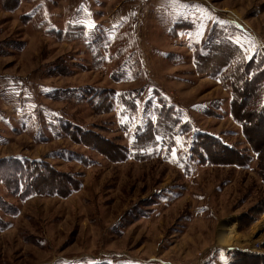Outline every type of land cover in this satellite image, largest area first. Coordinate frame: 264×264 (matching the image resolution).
<instances>
[{"label": "rangeland", "instance_id": "obj_1", "mask_svg": "<svg viewBox=\"0 0 264 264\" xmlns=\"http://www.w3.org/2000/svg\"><path fill=\"white\" fill-rule=\"evenodd\" d=\"M255 35L264 42V0H0V160L48 162L80 183L30 194L0 179V264H264L250 258L264 256L257 155L240 167L191 153L204 132L250 148L232 90L198 66L221 46L264 74ZM92 88L111 91L109 110ZM162 104L192 129L137 155ZM252 130L264 150V125ZM229 220L236 244L221 247Z\"/></svg>", "mask_w": 264, "mask_h": 264}, {"label": "trees", "instance_id": "obj_2", "mask_svg": "<svg viewBox=\"0 0 264 264\" xmlns=\"http://www.w3.org/2000/svg\"><path fill=\"white\" fill-rule=\"evenodd\" d=\"M21 0H1L3 6H7L9 10H13ZM81 26H70L67 30L69 36H72L74 28ZM232 45V44H231ZM238 47L236 45H233ZM221 46H214L212 52L208 55L200 58L199 68L205 71H210L211 74H215L226 82V87H229L231 91V107L230 114L232 118L240 125L241 130L246 137V141L250 148L239 149L232 145L223 142L222 139L211 135L209 133H198L194 137L191 145V153L197 157L202 163H211L217 165H235V166H247L251 160V156L248 153L252 150L257 155L258 160V172L264 180V150L258 147V143L254 142L250 135L256 126L264 125V96L262 95L264 90V74L258 73L250 74V70L247 69V63L245 64L241 57H236L233 53L226 51ZM226 58L223 63H216L217 66L214 69L209 70L206 64H212L216 60L210 59L212 53L216 52ZM217 58V57H216ZM261 60L264 57L260 55ZM204 66V67H203ZM225 67V69H223ZM253 71H258L260 66H255ZM64 68V66H62ZM94 91L96 103L95 108L100 111H107L110 108V95L111 91L92 88ZM76 91L73 93H64L65 96L76 95ZM238 101V102H237ZM158 114V121H151L147 128L143 132L138 133V137L133 145V149L137 155L141 154V151L149 147L150 145L156 146V138L160 135L170 137V140L180 135L181 133H187L192 128L189 123H182L177 117L172 118V109L167 108L165 104H162ZM247 115L245 116L244 114ZM256 140L260 141L258 137ZM174 141V140H173ZM171 141V142H173ZM213 148V150H212ZM247 150V152H245ZM122 149L119 148L115 155L120 156ZM219 153L224 158L222 162L216 163L212 155ZM127 157V150L125 154ZM0 179L6 184L8 188L17 191L20 187L21 192H72L79 186V181L74 178L72 174H63L56 172L54 167L48 162L28 160L24 159L16 160L9 159L8 161L0 160ZM254 218H256L254 216ZM253 218V219H254ZM253 260L264 259V256L260 254L250 255ZM108 264V263H100Z\"/></svg>", "mask_w": 264, "mask_h": 264}, {"label": "bare ground", "instance_id": "obj_3", "mask_svg": "<svg viewBox=\"0 0 264 264\" xmlns=\"http://www.w3.org/2000/svg\"><path fill=\"white\" fill-rule=\"evenodd\" d=\"M231 229L227 230L228 234H226L225 236H222V240H224V243H226L227 245H234L236 244L234 241L236 240L235 238V233H234V225H232V227H230Z\"/></svg>", "mask_w": 264, "mask_h": 264}, {"label": "crops", "instance_id": "obj_4", "mask_svg": "<svg viewBox=\"0 0 264 264\" xmlns=\"http://www.w3.org/2000/svg\"><path fill=\"white\" fill-rule=\"evenodd\" d=\"M230 217V216H229ZM235 220H229V224H224L222 228H220V233H219V240L220 242H222L223 244H219V246L223 247L225 245H227L226 243H224V240H222L221 238V235H223L224 233L225 234H228L226 230L230 229L229 227L232 226V225H235ZM238 242H239V239H238ZM228 246V245H227Z\"/></svg>", "mask_w": 264, "mask_h": 264}, {"label": "built area", "instance_id": "obj_5", "mask_svg": "<svg viewBox=\"0 0 264 264\" xmlns=\"http://www.w3.org/2000/svg\"><path fill=\"white\" fill-rule=\"evenodd\" d=\"M255 38H257L256 35H255ZM256 41L259 44L260 54L262 55V57H264V42H261L260 40H258V38L256 39Z\"/></svg>", "mask_w": 264, "mask_h": 264}, {"label": "snow or ice", "instance_id": "obj_6", "mask_svg": "<svg viewBox=\"0 0 264 264\" xmlns=\"http://www.w3.org/2000/svg\"><path fill=\"white\" fill-rule=\"evenodd\" d=\"M173 2H176V0H173Z\"/></svg>", "mask_w": 264, "mask_h": 264}]
</instances>
